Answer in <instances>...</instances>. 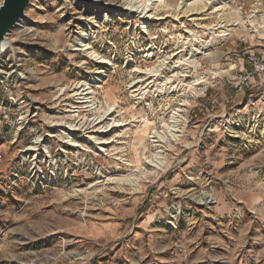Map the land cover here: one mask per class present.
<instances>
[{
	"label": "rangeland",
	"instance_id": "rangeland-1",
	"mask_svg": "<svg viewBox=\"0 0 264 264\" xmlns=\"http://www.w3.org/2000/svg\"><path fill=\"white\" fill-rule=\"evenodd\" d=\"M98 1L31 0L6 37L10 47L0 54V264H264V133L256 138L244 125L264 117V86L251 98L242 91L236 105L223 96L239 92L229 82L250 59L264 61V0H164L144 29L123 10V0ZM80 30L108 63L95 64L75 50ZM212 38L214 45L193 63L183 60ZM163 56V80L180 81L175 94L183 96L157 100L148 92L138 103L129 86L153 80L143 73ZM95 70L104 76L91 82ZM80 81L98 86L103 104L118 105L116 120L125 126L101 136L112 141L106 160L84 153L82 176L36 190L22 150L47 125L71 118L64 102ZM10 94L22 101L19 107L6 102ZM232 109L241 110L238 137L219 119ZM19 115L28 129L14 136ZM146 124L139 139L136 131ZM125 176L137 180L135 190L103 185ZM80 189L86 192H74Z\"/></svg>",
	"mask_w": 264,
	"mask_h": 264
},
{
	"label": "built area",
	"instance_id": "built-area-1",
	"mask_svg": "<svg viewBox=\"0 0 264 264\" xmlns=\"http://www.w3.org/2000/svg\"><path fill=\"white\" fill-rule=\"evenodd\" d=\"M145 55L146 54H144L143 57H145ZM150 58L151 57L147 59ZM94 62L95 64L101 65L99 63V60H94ZM174 64L177 65L179 63H177L176 61ZM175 75L176 74H173L172 76ZM262 75H264V61L250 59L249 67L243 71L238 72V74L234 76L229 83L234 89H238L239 91L245 92V90H250L252 80ZM161 77L163 78L160 80H156V78L151 77L150 74H148V76L144 75L145 80L149 78L153 80L149 81V79L146 85L141 86V96H137L134 92H132L134 89L131 88L133 86L132 83L131 86H129V93H132L131 97L136 98V100H138V103H141L143 102V99L147 95L146 93L148 92H150L149 96L152 95L156 97L157 100H161L167 96H174L176 98L183 96V94H175L181 89L182 85L180 81L177 83L178 80H167L165 83L166 79L163 80L164 75H162ZM178 77L176 76L175 78ZM81 82L85 81H80L76 83ZM85 83L87 84V87L85 88H89L85 92L91 91L90 94H88L87 96L88 103L76 104L77 100L73 98V93L70 91V87L68 91L70 92V94L66 98L67 101L64 102V106L66 108L63 112L71 114V118L65 117L66 119H59L54 125L53 123H51V126L47 125L46 128H48V130L44 133H39L38 135L31 137L25 149L22 150L24 154L22 156V165H24L27 161L31 163L27 172V180L33 184V188L36 190L48 189L51 186L56 185L59 181L68 182L74 177L82 176L83 159H81V156L84 153H93L97 158L106 160L110 156L107 153L106 146L110 145L112 141H106L102 139L101 136L114 132L117 128L125 126L124 123H119V121L116 120V109H119L118 105H115V108H113L114 112H111L110 115L108 114V116L105 117L106 120L101 122V124L98 123V118L105 113V111L107 110V105L105 103L103 104L102 101L96 99L98 98V93L96 92L97 90H95L97 88L94 87L98 86H96L95 84H93L95 86L90 85L88 84V82ZM0 84H3V82H0ZM192 84L193 86H195L194 83ZM162 88H165V93ZM248 97L251 98L252 95L249 94ZM17 101V98L14 97L12 94H10L6 100L9 105H17L19 107V104H21L22 101ZM102 110L103 112L101 113ZM240 112V109H232V112H230L229 115L226 114L219 118L221 119L220 122H222L221 126L223 127V130L229 135L232 134V137H238L236 135L237 130L242 128L243 122L240 116H238ZM35 115L36 114H33L32 116L35 117ZM252 119L253 121L248 118L247 123L244 125H246L249 134H251L252 132L253 135H255L256 133L257 138L258 136H261V133H264V117H258V115H256ZM90 122H93V125H91ZM176 122L177 121H174V123ZM13 125L14 136H17L22 131L28 129L25 128L27 125V121H24L23 116L21 115L18 116L16 123H14ZM41 126L43 127V125ZM53 127H55L56 129L55 131L53 130V132L50 133V131H52L50 129ZM172 127L173 129H177V134L179 132L177 128L178 126L175 125ZM37 131L40 132L42 130ZM91 137L95 139H91ZM79 141H82V143H80ZM102 142L104 143L102 144ZM105 142L108 143L105 144ZM86 146H91V151H86L84 149V147ZM119 161L123 164H126L124 162L125 160L119 159ZM103 164H106V162H103ZM14 177H16V175H14Z\"/></svg>",
	"mask_w": 264,
	"mask_h": 264
},
{
	"label": "bare ground",
	"instance_id": "bare-ground-1",
	"mask_svg": "<svg viewBox=\"0 0 264 264\" xmlns=\"http://www.w3.org/2000/svg\"><path fill=\"white\" fill-rule=\"evenodd\" d=\"M197 1L198 0H193V3L197 2ZM202 1L205 4L212 3V2H210V0H202ZM161 3L163 4L164 0H123L122 6H123V10L128 11L131 14H134V16L139 20V24L141 26V29H144V28H146V24L148 22H150L149 19L152 20L154 18L149 12H151L153 10V8L157 4H161ZM214 4L216 6V5L222 4V3L221 2H216ZM61 15H63V12L61 13ZM154 20H156V18ZM94 27H95L94 23L91 22V24L88 26L89 32H91ZM84 31L83 30L79 31V38L76 39V48H75V50H79L85 57L89 58V60H91V61L93 59H95V60L99 59L100 63H104V64L108 63L104 59H102V58L100 59V57L98 58V55L95 53V51H93V48L91 46H89V44H87L88 33L84 32ZM226 35L227 34H223L222 33V35H219V36L223 37V36H226ZM213 45H214V39L212 38L209 42L201 44L200 50L197 49V48L191 47V50H189V52L186 53V56H188V57L187 58H183V60L185 61V59L186 60L188 59V60H190V61H188V63H193L194 62V59H192L193 56H195L197 54H203L204 51H206L208 48L212 47ZM3 46H4L5 50H6L7 48L10 47V42H8L6 40ZM5 50H4V52H5ZM12 53H15V51H13ZM14 56H16V55H14ZM167 58L165 56H163L161 58V60L159 61L158 65H157L158 67H155L153 70H149L148 72H145L143 74L152 73L154 76L162 79L163 78V77H161L162 76V72H163V70L166 69V68H162V67H163V65H165ZM17 60H19V59H17ZM138 73L141 74L142 72H138ZM93 74L94 75H98V76L97 77H93L91 79V82L92 81L95 82V81L99 80V78H102L104 76V71L95 70V71H93ZM32 75H34V73H32ZM198 79H197L195 84L200 83V80L198 81ZM138 82H140V81H138ZM85 87H87V84L84 83V82L75 83L73 85V88L70 90L73 93V98L75 100H77L76 104H78V103H82V104L88 103L87 96H88V94H90L91 91L85 92L87 89H89V88H85ZM162 89L164 90V93H165V88H162ZM133 92L135 94H137V95H141L142 94L141 93L142 92L141 88H135L133 90ZM115 105L116 104H114L113 106H107V110L105 111L104 115L98 118V123L101 124V122L106 120L105 117L108 116V114L110 115L111 112H114L113 108H115ZM108 108H110V109H108ZM90 124L93 125V122H90ZM120 125H118V126H120ZM146 127H147V124L144 125L142 127V129L136 131V134H137L139 139H144L143 137L146 134ZM172 132H175V131H172ZM174 136H172V138H174ZM91 139H95V138L91 137ZM161 139H163V138L161 137ZM103 143L104 142H102V144ZM106 143H108V142H105V144ZM155 157L157 158V160H159L158 165L163 164V162L161 161L162 158L160 156H155ZM103 183H105L103 185H107V184L114 185V187H116L118 189L121 188L120 186H130V187H132L135 190L136 187H137V180H135L133 177H130V176H125V177H121V178H108ZM74 192L81 194V193H85L86 190L85 189H80V190H75Z\"/></svg>",
	"mask_w": 264,
	"mask_h": 264
},
{
	"label": "water",
	"instance_id": "water-1",
	"mask_svg": "<svg viewBox=\"0 0 264 264\" xmlns=\"http://www.w3.org/2000/svg\"><path fill=\"white\" fill-rule=\"evenodd\" d=\"M88 4H99L98 0H77ZM31 0H2L0 4V54L5 50L6 37L25 16Z\"/></svg>",
	"mask_w": 264,
	"mask_h": 264
},
{
	"label": "crops",
	"instance_id": "crops-1",
	"mask_svg": "<svg viewBox=\"0 0 264 264\" xmlns=\"http://www.w3.org/2000/svg\"><path fill=\"white\" fill-rule=\"evenodd\" d=\"M263 84H264V75L259 76L256 79H253L252 82H251V88L249 90V92H250L249 94L258 92L260 90H263L262 89L263 86H264ZM230 93H232L231 90L230 91H227L226 92V95H223L224 97L226 96L225 97V102L228 103V104H231L233 102L234 103L236 102L235 103V105H236L237 103H239L238 101L241 99L242 95H244V93L242 91L237 92V94H235L234 97H232L230 95ZM224 108H225V106H224Z\"/></svg>",
	"mask_w": 264,
	"mask_h": 264
}]
</instances>
